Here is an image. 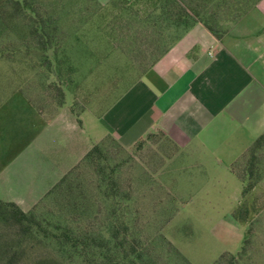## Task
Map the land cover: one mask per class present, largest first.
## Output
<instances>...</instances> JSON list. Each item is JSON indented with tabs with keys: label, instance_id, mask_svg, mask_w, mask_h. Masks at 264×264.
Segmentation results:
<instances>
[{
	"label": "rangeland",
	"instance_id": "rangeland-1",
	"mask_svg": "<svg viewBox=\"0 0 264 264\" xmlns=\"http://www.w3.org/2000/svg\"><path fill=\"white\" fill-rule=\"evenodd\" d=\"M158 1L27 0L28 7L52 29L49 40L28 35L31 19L23 13L4 21L7 26H0V150L9 164L32 163L33 109L47 114L60 106L70 108L92 132L98 116L158 54L151 43L157 37L153 18L148 17L157 14ZM175 1L190 15L196 10L199 19L224 30L257 0ZM180 31L165 33L160 46L171 44ZM17 94L28 104H21ZM103 148L101 160L79 162L69 176L68 189L39 199L34 213L50 222L66 223L72 218V229L96 232L103 231L112 211L128 223L146 258L156 264H213L223 253L237 254L247 237L250 242L239 264H264V156L262 180L242 197V184L230 164L200 165L194 153L170 146L160 134L128 148L106 139ZM99 164L105 172L113 170L117 201L101 195ZM239 206L246 210V221L233 216ZM10 247L19 250L11 264L58 261L50 247L20 238L15 227L0 217V264L8 263L5 252Z\"/></svg>",
	"mask_w": 264,
	"mask_h": 264
},
{
	"label": "crops",
	"instance_id": "crops-1",
	"mask_svg": "<svg viewBox=\"0 0 264 264\" xmlns=\"http://www.w3.org/2000/svg\"><path fill=\"white\" fill-rule=\"evenodd\" d=\"M32 116L31 166L9 164L0 150V200L23 211L106 135L128 148L161 132L170 146L194 153L200 165H231L264 132V0L220 37L195 19L98 116L91 133L70 108L47 114L33 109Z\"/></svg>",
	"mask_w": 264,
	"mask_h": 264
},
{
	"label": "trees",
	"instance_id": "trees-1",
	"mask_svg": "<svg viewBox=\"0 0 264 264\" xmlns=\"http://www.w3.org/2000/svg\"><path fill=\"white\" fill-rule=\"evenodd\" d=\"M158 2L161 5L159 4L158 6L157 14L153 15L150 13L148 17L153 18L151 26L157 34V37L151 43H154V49L159 52L154 56L151 54L152 60L146 69L158 60L169 47L170 44L166 47L165 45L160 46L163 35L170 33V31L172 32V30L177 31L180 29L181 31L176 37L178 38L183 31L195 23L194 16H198V20L216 37H220L226 30V28L224 30L216 28L213 24L201 18L199 19L200 15L196 10H192L194 16L190 15L175 0H160ZM21 13L31 19V22L28 23V35L39 38L45 37V40H49L48 37L51 35L52 29L48 27L49 24L47 25L40 14L35 13L34 9L28 7L27 0H0V26H7L4 22L5 20L11 21ZM41 44L44 43L41 42ZM155 134H160L167 142L161 132L148 134L145 138ZM106 139L113 143L117 142V146L123 147L110 135H106L102 140L91 144L78 162L61 175L39 199H44L50 195H58L64 189H68L70 185L69 176L78 167L79 162H91L94 159L96 161L101 160L104 150L103 141ZM263 156L264 132L253 141L243 154L231 163L230 170L242 184V197L249 194L262 180L261 162ZM240 159L243 161L241 165H238L237 163ZM112 172V168L105 172L103 164H99L96 169L98 175L97 185L101 190L102 197L114 202L117 199L116 193L112 191ZM36 202L29 209L23 211L11 201L0 200V217L4 222L15 227L16 234L20 238H32V240H38L39 243L51 248L52 256L58 258V261L49 259L48 262H43V264H59V261L64 264H72L74 262L77 264H156L146 258L139 247L138 238L130 233L128 223L124 221L122 216H114L111 211V215L104 222L103 231L88 232L86 230L72 229L69 226V223L73 222L72 218L66 223H58L38 217L33 211ZM245 215L246 210L242 206L237 207L233 213L234 218L241 222L246 221ZM17 240L19 239L17 238ZM16 242L20 243L19 241ZM249 242L250 239L248 237L245 238L237 254L223 253L213 264H239L242 255L247 251ZM18 252V249H11V247L10 250H6L7 264H11L13 259L17 258Z\"/></svg>",
	"mask_w": 264,
	"mask_h": 264
}]
</instances>
